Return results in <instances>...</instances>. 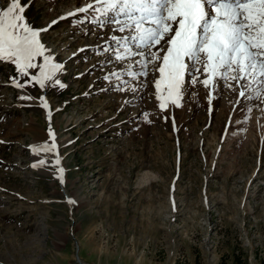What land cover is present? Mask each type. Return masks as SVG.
<instances>
[{
  "label": "rangeland",
  "instance_id": "1",
  "mask_svg": "<svg viewBox=\"0 0 264 264\" xmlns=\"http://www.w3.org/2000/svg\"><path fill=\"white\" fill-rule=\"evenodd\" d=\"M86 1L21 0L30 26L59 21L41 39L64 87L17 88L28 77L0 62V264H260L264 97L241 98L234 82L212 91L204 75L193 85L189 73L180 106L161 111L159 62L140 76L139 56L115 59L112 37L127 33L92 11L61 19ZM49 128L60 165L48 153L34 168L31 144Z\"/></svg>",
  "mask_w": 264,
  "mask_h": 264
},
{
  "label": "snow or ice",
  "instance_id": "2",
  "mask_svg": "<svg viewBox=\"0 0 264 264\" xmlns=\"http://www.w3.org/2000/svg\"><path fill=\"white\" fill-rule=\"evenodd\" d=\"M26 7L22 6L21 0H12L10 6L0 11V62H11L19 77H28L23 85L14 78L13 84L17 88L29 84L39 85L41 89L56 85L64 87L56 79L63 64L53 62L41 39V33L48 28L30 26L25 16ZM90 10L96 14L93 20L100 27L113 25L114 31L127 33L119 39L112 37L119 45L115 53L117 61L139 56V75L143 77H147L150 64L159 62L153 71L159 72L154 85L161 111H166L169 104L180 106L189 73V82L193 85L199 75H204L200 82L212 91L222 82L233 90L234 84L240 87L241 98L264 97V0H94L69 15L89 13ZM127 75L132 80L137 79L135 71H129ZM111 76L120 79L119 72H113ZM136 90L133 86L132 91ZM40 102L49 110L50 119L46 97H41ZM142 115L151 123L148 113ZM49 136L51 143L33 146L32 151L37 155L52 153V163L60 165L59 146L51 128ZM47 162L41 159L32 166H43ZM57 171L60 182L64 183V169L61 167ZM67 203L72 205L76 201L69 197Z\"/></svg>",
  "mask_w": 264,
  "mask_h": 264
},
{
  "label": "bare ground",
  "instance_id": "3",
  "mask_svg": "<svg viewBox=\"0 0 264 264\" xmlns=\"http://www.w3.org/2000/svg\"><path fill=\"white\" fill-rule=\"evenodd\" d=\"M22 3V2H21ZM48 33V32H47ZM238 101H239V97H238ZM33 143L31 144V148H33V146H39L41 144H43L44 142H48L51 143V138L49 136V134L47 133L45 136L41 135L40 137L38 136L37 138L33 139ZM34 156H36V162L38 164V162L41 160V159H46L48 160V153H44V152H41L39 155L35 154L34 153ZM40 170V169H39ZM58 176V175H57ZM55 244V243H54ZM79 262V261H78Z\"/></svg>",
  "mask_w": 264,
  "mask_h": 264
},
{
  "label": "trees",
  "instance_id": "4",
  "mask_svg": "<svg viewBox=\"0 0 264 264\" xmlns=\"http://www.w3.org/2000/svg\"><path fill=\"white\" fill-rule=\"evenodd\" d=\"M243 264H246V263L244 262ZM260 264H264V261H261V263H260Z\"/></svg>",
  "mask_w": 264,
  "mask_h": 264
}]
</instances>
